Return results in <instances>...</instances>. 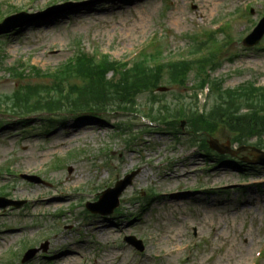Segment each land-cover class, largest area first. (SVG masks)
Wrapping results in <instances>:
<instances>
[{
    "label": "rangeland",
    "instance_id": "1",
    "mask_svg": "<svg viewBox=\"0 0 264 264\" xmlns=\"http://www.w3.org/2000/svg\"><path fill=\"white\" fill-rule=\"evenodd\" d=\"M5 1L0 0V11L10 10ZM11 2L32 17L20 16L12 23L28 21L0 35V98L36 81L50 84L44 73L79 48L124 61L152 42L162 46L164 62L203 55L212 61L207 55L214 46L210 48V37L219 45L213 55L217 65H205L211 78L225 88L243 82L264 86V36L249 48L241 43L264 14V0ZM75 2L81 3L67 5ZM246 5L250 13H242ZM226 20L229 36L208 34ZM193 47L196 52L189 56ZM18 62L27 67L21 79L5 70ZM29 65L41 74H33ZM196 68L193 64L183 83H162L166 90L159 93L166 94L156 96L154 107L159 99L167 104L181 100L185 109L209 107L212 90L197 87L202 73ZM145 98L148 94L138 100L139 112L73 116L65 110L64 122L48 133L43 131L46 113L25 121L23 114L0 108V191L22 201L0 209V264H20L26 248L44 242L46 252L24 264H264V252L259 259L254 255L264 236V165L239 168L231 161L205 158L204 151H197L202 137L189 135L186 124L177 134L167 130L173 125L149 126L142 118L149 104ZM211 136L221 143L232 137L223 126ZM248 151L233 158H251ZM134 169L138 173L122 192L119 211L105 218L84 214L87 202ZM20 172L40 180L29 182L19 178ZM243 179L251 184L241 186ZM179 190L192 193L167 195ZM144 198L152 202L142 209ZM124 235L141 239L144 251L123 242Z\"/></svg>",
    "mask_w": 264,
    "mask_h": 264
},
{
    "label": "trees",
    "instance_id": "2",
    "mask_svg": "<svg viewBox=\"0 0 264 264\" xmlns=\"http://www.w3.org/2000/svg\"><path fill=\"white\" fill-rule=\"evenodd\" d=\"M190 63L185 60L162 61L161 46L154 47L152 52L142 53L130 65L111 60L107 55L96 63L92 55L78 50L54 74H50V84H26L21 96H18L17 89L13 94L5 95V100L12 108L24 102L27 110L41 109L50 114L63 110L76 114L82 111L130 109L124 105H135L139 95L147 93L148 100L155 98V90L160 82L183 81ZM110 71L111 76H107ZM206 80L204 77L200 83ZM51 90L53 94H49ZM212 92V106L203 113L195 115L192 110L186 115L185 109L180 107L174 112V107L167 104L154 111L153 119H168L173 125H178L177 120L186 117L190 128L199 133H213L223 126L231 132L230 140L238 144L248 142L250 136H262L263 88L247 82L235 89L225 90L215 85ZM243 109L245 112H242ZM201 146L208 149L204 140Z\"/></svg>",
    "mask_w": 264,
    "mask_h": 264
},
{
    "label": "water",
    "instance_id": "3",
    "mask_svg": "<svg viewBox=\"0 0 264 264\" xmlns=\"http://www.w3.org/2000/svg\"><path fill=\"white\" fill-rule=\"evenodd\" d=\"M3 30L4 29H2L1 31ZM263 34H264V18L259 22V24L253 30V32L244 39V43L249 46L253 45L259 41V39L262 37ZM209 145L211 148L217 150L220 153H230L232 155H235L237 152L243 149V148H239L237 150H232L229 148L228 143L220 144L216 139H213V138H210ZM251 153L254 155V159L252 160L253 162L264 163V152L252 148ZM136 173L137 172L134 171L131 174L127 175L124 178V180L119 181L116 184L115 188L109 189L103 193L104 196L102 197L103 198L102 200H105L109 196L110 202L107 205H103V204L99 205L100 204V201H99L94 204H88V208L93 212H100L103 214L112 212L113 208L117 206L118 204V196L120 195L121 191L126 187V185L131 183V180ZM29 179L32 180V178H29ZM10 204L17 205L19 204V202H14V201H10L4 198H0V207L3 208ZM128 241L133 244H137L136 241L132 237H129ZM35 252L36 251H30L25 256L24 260L31 257Z\"/></svg>",
    "mask_w": 264,
    "mask_h": 264
},
{
    "label": "bare ground",
    "instance_id": "4",
    "mask_svg": "<svg viewBox=\"0 0 264 264\" xmlns=\"http://www.w3.org/2000/svg\"><path fill=\"white\" fill-rule=\"evenodd\" d=\"M39 159H40V158H39ZM41 159H42V158H41ZM43 159H44V157H43ZM43 159H42V160H43ZM54 202H55V201H53L52 204H54ZM96 222H97V221H96ZM95 229H96V231H98V232H97L98 234H101V232H102V227H101V225H100V226H97Z\"/></svg>",
    "mask_w": 264,
    "mask_h": 264
}]
</instances>
